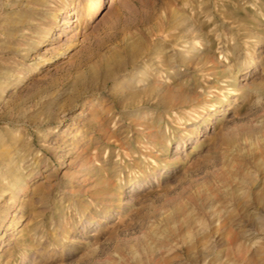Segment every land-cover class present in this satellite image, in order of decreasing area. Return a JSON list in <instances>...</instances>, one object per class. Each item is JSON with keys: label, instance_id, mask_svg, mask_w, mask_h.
Wrapping results in <instances>:
<instances>
[{"label": "rangeland", "instance_id": "374dc122", "mask_svg": "<svg viewBox=\"0 0 264 264\" xmlns=\"http://www.w3.org/2000/svg\"><path fill=\"white\" fill-rule=\"evenodd\" d=\"M0 264H264V0H0Z\"/></svg>", "mask_w": 264, "mask_h": 264}, {"label": "bare ground", "instance_id": "6f19581e", "mask_svg": "<svg viewBox=\"0 0 264 264\" xmlns=\"http://www.w3.org/2000/svg\"><path fill=\"white\" fill-rule=\"evenodd\" d=\"M62 23H63V24H65V23H69V21H68L67 19H64Z\"/></svg>", "mask_w": 264, "mask_h": 264}]
</instances>
